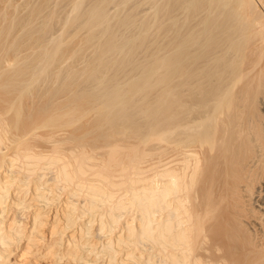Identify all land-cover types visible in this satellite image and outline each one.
Instances as JSON below:
<instances>
[{
    "label": "bare ground",
    "instance_id": "6f19581e",
    "mask_svg": "<svg viewBox=\"0 0 264 264\" xmlns=\"http://www.w3.org/2000/svg\"><path fill=\"white\" fill-rule=\"evenodd\" d=\"M28 3L0 0V264H264V0H72L34 48Z\"/></svg>",
    "mask_w": 264,
    "mask_h": 264
},
{
    "label": "rangeland",
    "instance_id": "374dc122",
    "mask_svg": "<svg viewBox=\"0 0 264 264\" xmlns=\"http://www.w3.org/2000/svg\"><path fill=\"white\" fill-rule=\"evenodd\" d=\"M13 1H14L15 4L17 3V5L19 6V9H18V11L16 13L18 14V16L22 17L24 12H25L22 9L23 8V5H22L23 4V0H13ZM71 1L72 0H28V2H29L28 3V5H29L28 8L31 11H33V13H34L33 14V18H32V22H31V26H30L32 28V33L30 34V37L28 39V42L31 43L33 48L36 47L39 43L44 42L47 39V36L50 35V36L56 37L61 32L63 21H64L66 15L70 12ZM90 1H93V0H90ZM113 5L114 4L111 3L109 6L112 7ZM142 7H143L142 5H139V6L136 5V7L132 6L131 8L126 7L125 9H127V10L125 12H127V13H129L131 15H134V17H137V15H140V14H136V13H137V11L139 13V11L141 10L140 8H142ZM40 8H42V11H41L40 14H37L38 11L40 12V10H39ZM113 11H114V7L111 8L110 14H112ZM51 12H53V14L55 13V17L50 19V21H51L50 22V27H49L50 33L48 31L49 35H47V33L43 34L42 32L37 31L36 28L40 24H42L43 22L48 20V15L51 14ZM166 25L168 26L169 22H167V24H164V26L162 28H166L167 27ZM162 31H164V29H162L161 32ZM72 33H74L73 36H72ZM164 35H165V33H163V35H161L160 38L158 37L156 39L157 41H155V43H152V42L148 43L145 46V50L140 52V54L138 53L139 50H137L138 47L134 46L133 50L134 49L135 50H134L133 53L135 55L132 57V59L138 60L139 57H141L139 60H143L144 58L145 59L150 58L149 56H150V54H152V51L150 52V54H148L150 49L151 48L154 49V46H155V49L162 48L161 46L163 45V43L166 42L167 38H165ZM82 36H83V30H80L75 25H71V26H69L67 28V31L64 33V45L62 46L61 52L58 53L57 56H56L57 59H58L56 67L59 66L63 71H65V69H68L70 67L77 68V69L82 68V66H83L82 65L83 64L82 60L84 62V60L86 58L91 57L92 56L91 54H93V52L91 51V48L82 47L78 51V53L72 55L74 50H75V48L77 47V44L81 40ZM136 53L138 54V56H136ZM33 54H37L35 49H34V53ZM143 54H144V58H142ZM147 54L149 55L148 57H146ZM160 54H161V52H160ZM135 56H136V58H135ZM136 60H134V61L136 62ZM133 62H132V65L134 64ZM112 72H113V70H112ZM121 75H122V73H119L115 78L119 79V77H121ZM63 103L66 104V107H70L72 105V103L70 101H66V102H63ZM42 132H44V129H38L37 130V134L38 135L35 136V137H32L31 141H33V143L35 141L36 143H40L41 145L44 144V146H49L50 143L43 142V141H41L39 139L40 136H43V134H44ZM66 135H67V132H65V131L64 132H58V133L54 134L55 137L57 136L59 138H63ZM36 138H38V139H36ZM49 175L50 174H48V176ZM57 208H58L57 205H55V206L53 205L50 208V211L48 212V216L46 218V223H45V229H44V233L45 234H47V231H48L47 230L48 229L47 226L50 225L52 223L53 219H54V215H55V212H56ZM39 261L42 262V264L45 262L42 258Z\"/></svg>",
    "mask_w": 264,
    "mask_h": 264
}]
</instances>
